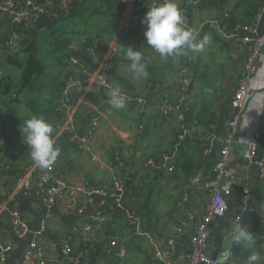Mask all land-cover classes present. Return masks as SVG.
Segmentation results:
<instances>
[{
  "label": "crops",
  "instance_id": "crops-1",
  "mask_svg": "<svg viewBox=\"0 0 264 264\" xmlns=\"http://www.w3.org/2000/svg\"><path fill=\"white\" fill-rule=\"evenodd\" d=\"M250 1L175 0L184 12L185 24L203 42V50L199 52L188 50L161 57L149 47L145 37L147 24L143 20L148 10L138 13V25L128 33L122 26L131 10L123 5L117 29L110 27L104 31L95 47L80 48L75 42L76 57L90 71L96 68L104 71L125 97L122 109L111 106V96L104 88L88 83L87 73L56 58L52 48L43 49L54 56L58 65V85L46 88L56 91L42 90L41 114H35L25 103H17L9 112L10 130L3 140L5 164L0 172V202L17 210L28 225V233L20 237L11 224L9 212L0 209V242L13 246L3 264H26L25 256L32 251L41 253L35 264H189L187 255L192 250L195 222L210 202V192L202 182L213 176L219 151L229 138L228 122L237 113L232 97L239 81L247 75L245 65L253 50L252 44L243 41L247 35L244 28L257 25L264 32V12L261 17L255 14L250 24L238 22L234 28L228 24L229 16L238 8L248 7ZM262 1L254 0L255 4ZM162 2L159 0V4ZM26 18L34 20L31 13ZM127 46L142 52L146 77L136 78L130 70L131 62L124 52L118 51ZM91 51L108 67L96 64ZM69 76L83 83L72 93L75 113L72 119L58 109L60 87ZM262 92L247 108L231 147L230 169L236 182L227 216L210 225L209 252L218 258L233 250L234 245L228 247L226 242L244 205V188L251 190L252 205L264 214V178L260 166L264 161ZM166 93L173 105L180 106L179 111L185 116L183 122L174 117H160L158 107ZM45 110L49 113L43 114ZM176 112L173 111V116ZM34 115L43 116L54 127L53 135L60 149L55 172L77 186L102 188L106 195L84 191L73 206L68 205V198H56L51 206L44 204L42 188L35 183L44 168L35 166L22 134L25 122ZM95 118L98 126L93 131L92 151L66 141L68 134H86ZM184 130H188V135L176 145ZM255 131L259 134V147L251 161L249 144L241 138ZM187 143L189 155L200 168L196 175L201 181L192 184L182 168L172 174L162 168L165 163L162 156L166 153H183L188 158ZM150 160L155 165L149 164ZM32 167L37 170L30 171ZM24 175L32 176L34 183L27 196L13 202L10 199L17 193ZM116 181L123 183L120 203L115 196ZM127 192L129 195L124 197ZM92 216L96 220L92 221V229L87 230ZM191 216H195V222L183 227L182 222ZM176 226H181V231ZM168 238L174 239L173 247L167 244ZM251 240L244 244H250ZM59 245L64 251L58 250ZM158 249L168 252V256L156 260ZM123 250L125 253L121 254Z\"/></svg>",
  "mask_w": 264,
  "mask_h": 264
},
{
  "label": "built area",
  "instance_id": "built-area-1",
  "mask_svg": "<svg viewBox=\"0 0 264 264\" xmlns=\"http://www.w3.org/2000/svg\"><path fill=\"white\" fill-rule=\"evenodd\" d=\"M124 8H128L131 10L128 16H125L123 22V29L128 33H132L137 25H138V13L142 11L149 10V7L159 5V0H120ZM26 5L30 6L32 4V0H25ZM0 10H4L9 14L13 20H20L22 18H26L30 15L31 12L26 8L17 7L14 0H3L0 3ZM43 11V9H40ZM184 13L183 11H181ZM264 12V4L259 8L257 16L261 17V14ZM247 35L244 36L243 41L246 44H252L253 50L246 62L245 71L246 76L241 79L238 83V88L232 97V106L237 111L235 116L229 120L228 125L231 128L230 135L226 143L219 151L218 161L216 168L214 170L213 178L207 179L202 182V186L210 192V202L205 210L202 213L198 220L195 222V216H191V218L185 222H182L183 227H188L192 223L195 222V231L192 235V250L187 255V259H189V264H235L233 260L232 253L229 252L226 254L225 259H220L209 252V237H210V225L214 220L224 218L227 215L229 210V200L232 196L233 187L235 185V178L232 175V171L230 169V152L233 142L235 141V135L239 131L242 126V121L245 119V113L249 105L258 98L262 92V97L260 99L261 105L264 106V50L261 46L264 44V32L259 30V27L255 25H247L245 28ZM91 50H95L91 48ZM93 54V59L96 64H103L106 68L108 67V63L101 62V58L99 55H96V52L91 51ZM71 62L73 66H76L82 73H87L89 75L88 83H95L100 87L104 88L109 92H113L116 88L108 78V76L102 71L100 68H96L94 70L87 69V65L81 61L79 58L73 56L71 57ZM262 63V68L258 66V63ZM104 68V67H103ZM82 82H78L74 76H70V78L65 82L62 87L61 92V103L59 106V111H61L66 117L72 119L74 118V105L72 103V93L76 88H80L82 86ZM253 84V86H251ZM260 87L261 90H256ZM170 94H165L164 100L162 104L158 107L159 113L164 118L173 117L183 122L184 113L179 111L180 106L173 105L170 101ZM173 111H177L173 116ZM98 126V119L95 118L92 121L91 130H89L86 134L79 136L77 134L67 135L66 141L69 143L76 144L79 148L84 149L86 151L93 150V136L94 129ZM60 131H63V127L60 126ZM188 130H184L178 135V142L176 145H179L181 140H183L186 135H188ZM258 132L255 131L253 135L241 138L242 141L249 144V159L253 161L257 154V150L259 147V139ZM176 152H172L171 154H165L163 156L164 165L163 169L168 172H172L175 167V158ZM149 164L155 165L153 160L149 161ZM261 166V174L264 178V161L260 163ZM37 167H32L30 171L35 172ZM192 181L200 182L201 178L196 176ZM38 183L42 188V201L45 205L51 206L56 198H68L70 202L68 205L73 206L78 202L79 194L81 192H88L89 194H98V195H106L107 191L102 188H89L85 184L84 185H75L73 183L68 182L64 177L58 175L55 172V165L48 168H44V171L41 173L40 177L35 180V183ZM193 182V183H194ZM34 181L32 176L28 177L24 175L21 178L20 184L17 188V193L13 198V202L19 200L20 196H27L29 191L33 185ZM116 198L117 202L120 203L122 201L124 189L123 183L121 181H116ZM87 187V188H86ZM88 190V191H87ZM78 196V197H77ZM252 194L249 188H244V205L238 211L235 224L239 222L242 226L244 221V216L248 212H259L257 206L252 205ZM0 209L7 210L10 214L11 224L13 225L16 233L20 237H24L28 233V225L27 222L23 219L20 213L15 209H10L5 203L0 202ZM82 212V210H80ZM261 214V213H260ZM263 214V213H262ZM264 215V214H263ZM96 220L92 216L90 218L89 223L87 224V230H91L93 225L92 221ZM138 220V219H137ZM177 231H181V226L175 227ZM173 238L167 239V244L173 247ZM33 248L35 244L33 243ZM68 247V246H67ZM13 246L8 243L0 242V264L5 262L6 256L12 251ZM264 250V244H263ZM123 250L121 254H124ZM168 256V252H163L158 249L155 252V259L161 260L165 259ZM41 258L40 252H29L25 256L26 264H35L37 260ZM171 264V263H167Z\"/></svg>",
  "mask_w": 264,
  "mask_h": 264
},
{
  "label": "trees",
  "instance_id": "trees-1",
  "mask_svg": "<svg viewBox=\"0 0 264 264\" xmlns=\"http://www.w3.org/2000/svg\"><path fill=\"white\" fill-rule=\"evenodd\" d=\"M2 1L0 0V3ZM14 2L17 7L29 10L34 20L22 18L10 22L9 14L0 10V172L3 171L5 164L3 140L10 130V110L17 103H25V106L35 114L42 113L40 109V98L44 94L42 90L49 86L36 85L45 70V64L39 56L40 49L48 51L52 48L56 58L73 65L71 57H76L77 52V47L73 44L76 42L80 48L95 47L104 31L110 27L117 29L121 18L119 11L122 8L120 0H32L30 6L26 5L25 0ZM253 2L254 0L247 5L248 7L238 8L233 12L229 16L228 24L234 28L238 22L252 23V18L258 13L264 0L260 4ZM42 8L43 12L40 11ZM15 37L17 40L12 44ZM63 86L60 87L59 106ZM55 91L56 89L53 91L46 89L47 93ZM48 113V110L43 112ZM238 133L239 131L237 136ZM189 144L185 145L187 153ZM178 168L188 173L191 184L200 169L189 153L188 158L183 153L176 155L175 167L171 174ZM129 193L127 192L124 197ZM242 227L251 233L253 240L247 245L244 244L245 241L234 242L231 253L235 264H246L253 252L261 256L259 264H264V215L258 212L246 213Z\"/></svg>",
  "mask_w": 264,
  "mask_h": 264
},
{
  "label": "clouds",
  "instance_id": "clouds-1",
  "mask_svg": "<svg viewBox=\"0 0 264 264\" xmlns=\"http://www.w3.org/2000/svg\"><path fill=\"white\" fill-rule=\"evenodd\" d=\"M143 22L147 24L145 31L147 44L163 58L171 57L181 51L199 52L203 50V42L185 24L184 16L175 0H163L157 6L149 7ZM16 40L15 37L12 44ZM118 51L124 52L125 58L131 62L130 70L136 78L147 76L145 58L140 50L127 46L126 49L120 48ZM109 93H111V106L115 109H122L125 106V97L120 94V90L115 89ZM53 133V125L43 116L34 115L25 122L22 130L23 139L31 149L30 156L35 166L48 168L56 162L60 149L56 145ZM231 236L236 242L249 241L252 238L251 233L239 222L236 223ZM260 260L261 256L253 252L246 264H259Z\"/></svg>",
  "mask_w": 264,
  "mask_h": 264
},
{
  "label": "rangeland",
  "instance_id": "rangeland-1",
  "mask_svg": "<svg viewBox=\"0 0 264 264\" xmlns=\"http://www.w3.org/2000/svg\"><path fill=\"white\" fill-rule=\"evenodd\" d=\"M261 48L264 50V44L261 46ZM39 56L45 64V70L42 73L40 80L37 81L36 85L49 86L53 88L54 85H58L60 81V77L58 76L57 72L58 68L56 69L58 65L55 64V58L53 55L46 54L43 49H40ZM258 66L262 68V63L259 62ZM160 117L164 118L162 115H160Z\"/></svg>",
  "mask_w": 264,
  "mask_h": 264
},
{
  "label": "water",
  "instance_id": "water-1",
  "mask_svg": "<svg viewBox=\"0 0 264 264\" xmlns=\"http://www.w3.org/2000/svg\"><path fill=\"white\" fill-rule=\"evenodd\" d=\"M10 19V22H13V18H9ZM106 92H108V91H106ZM108 95H110L111 96V93H109L108 92ZM122 95V94H121ZM123 96V95H122ZM231 240H232V236H229V238L227 239V242H226V244H227V246L229 247H231V246H233V244H232V242H231ZM58 250H62V251H64L63 250V248H62V246H58ZM228 253V252H227ZM226 253V254H227ZM226 254H222L221 256H219V258L220 259H225V256H226Z\"/></svg>",
  "mask_w": 264,
  "mask_h": 264
},
{
  "label": "flooded vegetation",
  "instance_id": "flooded-vegetation-1",
  "mask_svg": "<svg viewBox=\"0 0 264 264\" xmlns=\"http://www.w3.org/2000/svg\"><path fill=\"white\" fill-rule=\"evenodd\" d=\"M257 26V25H256ZM258 27V26H257ZM260 29V28H259ZM105 90V89H104ZM105 91H107V90H105ZM109 92V91H108ZM25 263H26V261H25Z\"/></svg>",
  "mask_w": 264,
  "mask_h": 264
}]
</instances>
